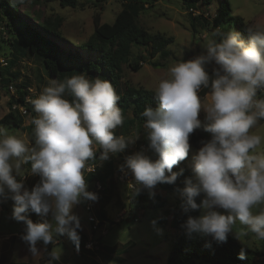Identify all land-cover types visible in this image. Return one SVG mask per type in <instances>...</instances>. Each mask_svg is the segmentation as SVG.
<instances>
[{"label":"clouds","instance_id":"9594fccd","mask_svg":"<svg viewBox=\"0 0 264 264\" xmlns=\"http://www.w3.org/2000/svg\"><path fill=\"white\" fill-rule=\"evenodd\" d=\"M11 2L23 5L25 0ZM247 34L245 41L237 32L217 29L202 54L168 67L167 78L155 89L158 107H146L141 114L157 159L139 152L121 166L134 177L137 193L148 190L154 195L158 184H174L183 174L173 168L187 159L189 137L202 127L210 139L201 142L192 158V176L177 189L184 213L201 214L189 215L182 228L188 237H211L218 245L230 235L238 241L251 236L264 242V152L257 151L264 137L251 132L264 120V98H258L264 93V28H250ZM208 65H214L211 75ZM202 89H210L204 100ZM119 100L109 80L75 74L51 80L30 99L36 113L31 121L34 146L0 125V202H14L12 218L26 225L20 238L32 255L40 252L38 242L48 245L63 235L79 249L81 223L72 210L98 200L87 190V162L97 158V148L104 161L135 141L115 134L124 122ZM26 164L29 174L39 177L31 191L17 179L25 176ZM29 211L51 214L52 222L33 223L23 215ZM237 224L242 227L235 228ZM238 258L246 259L244 248Z\"/></svg>","mask_w":264,"mask_h":264},{"label":"rangeland","instance_id":"374dc122","mask_svg":"<svg viewBox=\"0 0 264 264\" xmlns=\"http://www.w3.org/2000/svg\"><path fill=\"white\" fill-rule=\"evenodd\" d=\"M126 0H106L99 3L95 0H80L77 8H62L58 2L32 5L31 0H25V3L20 7V11L29 10L40 11L44 17L62 18L61 31L66 41L72 43L75 41L87 42L95 31V19L99 17L100 23L112 24L116 16L122 10V4ZM221 0H213L210 6H204L198 3L193 9L188 8L181 0H158L153 2L151 6L146 5V9L142 11L138 18L139 25L151 33H163L167 36L174 37V43L169 47L172 52L171 58L166 61L159 60L163 67L155 68L149 65V61H156L158 58H150L149 48L135 45L131 63L142 61V68L135 72L128 65L123 66L121 84L116 89V93L120 94L125 89V83L135 87H141L150 91H154L160 80L167 78L168 67L178 61L190 60L202 54L205 50L203 47L208 40L212 38V34L208 29V23L216 14L217 7ZM231 5L230 23L237 26V19L242 18L246 23H249L254 29L264 28V0H229ZM199 17V19L197 18ZM2 35L0 37V58L8 62V66L4 67L11 75V84L14 86V91L9 88L7 91L0 86V125L7 127L11 134H15L22 138L29 147L34 146L26 128L32 121L33 114L28 113L23 116V124L21 128L14 125H9L2 121L3 117L10 112L9 104L12 97L16 96V89L26 87L30 94V99H35L42 92L43 88L49 85L53 79L63 81L66 75L54 78L50 75L43 63V57L33 55L28 48L23 45L21 40L8 27L1 25ZM17 43V44H16ZM73 45V44H72ZM214 65H208V72L212 70ZM2 66H0V69ZM204 100V99H203ZM124 116L123 125L115 130L117 136H124L129 141H134L126 150L115 156H111L108 160L98 159L96 164L97 169L102 168L105 163L113 162L116 167L115 175L121 172V166L125 164L127 157L139 152H143L152 160L157 159L156 155L149 149L147 133H139L135 125H128V121L132 119L130 111H122ZM199 119L204 122V113L201 112ZM253 134H258L264 137V120L251 130ZM264 152V144L257 150ZM99 149H96V153ZM196 155L195 150L189 151V158L185 164V168L191 171V162L193 156ZM28 164L24 165L25 172L22 177H17L22 180L25 188L29 191L36 185L35 176L27 171ZM90 165H95L90 161L87 162L86 168ZM103 165V166H102ZM85 168V169H86ZM128 175L134 180V177L126 168L124 169ZM123 170V171H124ZM185 169H180V171ZM85 171V170H84ZM114 175V177H115ZM135 181V180H134ZM87 190L91 191V184H87ZM118 187L113 189L106 195L109 197V202L106 211L111 219L119 220L120 214L124 212L123 206L128 203L126 197V184L118 183ZM154 195L149 194V199L145 204L144 209L138 208L132 214L138 218L137 221L125 216L118 225H110L107 223V235L103 238V244L110 250L102 247L95 259L101 264H167L168 256L171 249L172 240L175 239L177 233L171 227H161L159 220L162 213L166 210L177 211L178 201L181 198L179 193L167 192L158 185L152 190ZM159 196L160 201L155 202L154 197ZM90 200L84 201L76 205L72 214L76 215L80 223L89 228L88 216L86 207ZM155 204L158 207H155ZM14 202L7 200L0 203V238L3 236H16L14 250L8 252L7 257L17 262H28L37 264L43 258V252L47 248H52L58 261L65 264H89L83 257L76 255L73 249V242L67 235L57 236L58 245L50 243L44 245L43 242H38L37 248L39 254L32 255L28 249V245L21 240V235L24 234L26 225L23 222H17L12 218ZM103 202L100 200L96 204V208L100 209ZM162 206V207H161ZM122 207V208H121ZM258 211V209H257ZM180 213L178 212V215ZM33 223L52 222L51 214L41 216L31 211L24 213ZM153 221L156 224L153 225ZM242 227L237 224L235 228ZM235 230V229H234ZM247 249L246 264H264V242H258L249 237L239 240ZM1 243V242H0ZM129 244V245H128ZM80 250V249H79ZM113 252V253H111ZM117 256L119 258L114 257ZM51 264H53L51 262ZM188 264H210L203 260H193Z\"/></svg>","mask_w":264,"mask_h":264},{"label":"trees","instance_id":"16d2710c","mask_svg":"<svg viewBox=\"0 0 264 264\" xmlns=\"http://www.w3.org/2000/svg\"><path fill=\"white\" fill-rule=\"evenodd\" d=\"M42 1L46 3L58 2L62 8H77L80 3V0H31L32 5L40 4ZM95 1L99 3L100 1L106 0ZM155 1L158 0H126L122 4V10L118 13L112 24H101L99 17H96L95 31L91 38L85 43L78 41H72V43H70L71 41L68 42L63 37L61 31V17H44L40 11H30V9L20 11L22 5H14L11 0H0V37L3 34L1 25L8 27L11 31L13 30L19 38L18 40H21L31 54L43 57L45 68L54 78H59L63 75L70 77L71 75L85 73L89 78L99 76L103 79L109 80L116 90L121 84L124 65H128L135 72L142 68L143 63L140 60L135 61L134 64L131 63L133 47L135 45L149 48L150 58H158L156 61H149V65L155 68L164 66L159 60L166 61L172 56L169 47L174 43V37L167 36L160 32H148L138 23L139 15L146 9L145 6H151ZM181 1L190 9H193L198 3L204 6H210L213 3V0ZM231 11L232 9L229 0H221L215 16L212 18V21L208 23L209 31L211 34L217 29H221L224 33L234 31L239 33L241 38L247 41V30L254 28L242 18H238L237 26H234L230 23ZM197 18L199 19V17ZM1 68L0 86L8 91L10 86H13L11 84V75L6 68ZM211 71H209L210 75ZM209 90L210 89L201 90L200 96L202 100L206 97ZM154 93V91L125 83L124 91L118 94L120 97L118 106L122 111H130L132 114V119L128 121V125H135L139 133L143 132L144 129V118L141 115L144 109L146 107H151L155 110L158 107V102L154 99ZM29 97L30 94L26 87L22 86L17 88L16 96L12 97L13 99L9 104L10 112L3 117L2 121L9 125L21 128L23 124V116L25 115L22 114L18 108L13 109V107L24 106L27 109V114L34 113L32 104L26 103V99ZM258 98H264V95L258 96ZM34 116L35 115L33 114L32 118ZM26 130L34 145V125L30 123ZM208 139H210V136L203 131L202 127L196 129L189 137V143L191 146L190 150H195L197 154L199 148L202 147L201 142L207 141ZM99 156L100 150L96 153L97 158L91 160V162L95 164V167L98 163ZM188 158L189 155L185 161L174 166V172H180V169H185L184 173L178 177L174 184L160 183L158 186L167 192L179 193L177 189H182L184 187L185 179L192 176V172L185 168ZM105 164L106 165L104 166L102 165V168L97 169L96 167L95 173L86 174L85 179L87 184H91V190H93V183L96 181L105 185V191L100 194L97 201L93 202L92 213H94L99 219L101 226L107 223L112 226L118 225L122 221L116 222L115 219H111L108 215L106 211L108 205L106 204L110 202L106 193L116 189L119 185L116 183L114 177V163L110 161ZM27 167L30 168V164H28ZM148 199V190H141L138 193L136 191L135 194L129 197L127 206L122 205L123 209H126V215H128L129 218L133 216L131 220L134 219L137 221L138 218L132 213L138 208L144 209ZM99 200L103 202V205L100 209H97L96 204ZM154 201H160V197L155 196ZM199 202L200 200L198 198L197 203ZM182 204L183 200L180 198L177 211H172L170 209L166 210L162 213L159 220L161 227L165 228L169 226L177 233L175 239L172 240L167 264H188L193 260H203L210 264H246L245 259L240 260L238 256L241 248H244L245 250L247 249L231 235L228 237L226 243L219 245L212 241L211 237H188L185 230L182 228V225L185 223L189 215L197 217L201 213L199 211H190L185 214L182 209ZM155 207L158 206L155 204ZM178 212L180 213L179 215ZM88 223L90 226L89 237H83L82 242L79 243L81 253L79 256H92L97 259L102 247L104 249L107 247L103 244V237L92 231V223L89 221ZM91 234L100 242V247L97 251H86L84 249ZM207 243H211V247H206L205 245ZM107 250H110V248H107ZM50 254L51 249L48 248L44 251L41 264H45L46 261L51 259ZM114 257L116 258L117 256L114 255ZM7 264L30 263L11 262ZM91 264L101 263H97L96 260H91Z\"/></svg>","mask_w":264,"mask_h":264},{"label":"built area","instance_id":"2783aa9c","mask_svg":"<svg viewBox=\"0 0 264 264\" xmlns=\"http://www.w3.org/2000/svg\"><path fill=\"white\" fill-rule=\"evenodd\" d=\"M7 65H8V62L6 60L0 59V66L5 67ZM10 89H12L14 91L13 86H10ZM261 95H264V93H258V96H261ZM26 103H30V98L26 99ZM17 108L19 109V111L22 112V114L27 115L26 107H24V106H14L13 107V109H17ZM95 172H96V167L94 165H90L85 169L84 175H86L88 173H95ZM115 181H116V183H120V184L125 183L127 185L126 197L129 201V197L136 193V189L134 187L136 182L130 177V175L127 174V172L125 170L121 171L118 175L115 176ZM105 188H106L105 185L96 181L93 183V190H91V192L95 193L99 197L100 194L105 191ZM93 202L94 201L90 200V203L86 207L87 212H89L88 221L90 223H92V231L96 232V234H98L104 238L107 235V224H104L103 226H101V222L99 221V219L96 217V215L94 213H92ZM123 210H124V212L122 214H120V219L116 220V222L122 221L125 218L126 209H123ZM99 247H100V242L98 241V239H96L91 234L89 240L87 241V243L84 246V249L86 251H97L99 249ZM75 253L77 255L81 254L79 249L78 250L76 249Z\"/></svg>","mask_w":264,"mask_h":264},{"label":"crops","instance_id":"0c3cea01","mask_svg":"<svg viewBox=\"0 0 264 264\" xmlns=\"http://www.w3.org/2000/svg\"><path fill=\"white\" fill-rule=\"evenodd\" d=\"M114 168L116 170L115 166H114ZM22 179L25 180L26 176L22 177ZM35 182H36V184L39 182V177L38 176H35ZM89 232H90V226H89V228H87L86 226L81 224V229L78 230V234L80 236V243L82 242L83 237H85V236L89 237ZM15 238H16V236H12V235H11V237L3 236L2 238H0V242H1L0 243V264H7V263H11V262H17V260H12L11 257H7V255L9 254L8 252H11L12 250H14V246H15V241L14 240H15ZM58 242L59 241L57 240L55 243L58 245ZM49 249H51V254H50L51 255L50 256L51 259L46 261L45 264H49L50 261L53 264H65L62 261H58L57 260L56 255H55V253H54L52 248L49 247ZM73 249L74 250L77 249V247H76V245L74 243H73ZM53 257H55L56 259H53ZM83 258L85 260H87L89 262V264H91V260H95V258L92 257V256H85ZM21 262H24V261H21ZM37 264H41V260H40V262H37Z\"/></svg>","mask_w":264,"mask_h":264}]
</instances>
